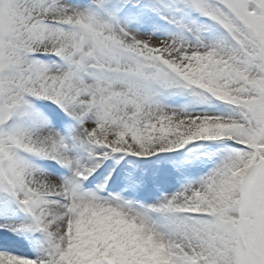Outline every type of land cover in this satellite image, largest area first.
Masks as SVG:
<instances>
[{"label":"snow or ice","instance_id":"1","mask_svg":"<svg viewBox=\"0 0 264 264\" xmlns=\"http://www.w3.org/2000/svg\"><path fill=\"white\" fill-rule=\"evenodd\" d=\"M0 264H264V0H0Z\"/></svg>","mask_w":264,"mask_h":264}]
</instances>
